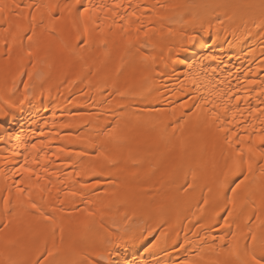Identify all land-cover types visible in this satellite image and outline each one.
<instances>
[{
    "label": "bare ground",
    "instance_id": "1",
    "mask_svg": "<svg viewBox=\"0 0 264 264\" xmlns=\"http://www.w3.org/2000/svg\"><path fill=\"white\" fill-rule=\"evenodd\" d=\"M5 2L0 264L259 258L264 0Z\"/></svg>",
    "mask_w": 264,
    "mask_h": 264
},
{
    "label": "snow or ice",
    "instance_id": "2",
    "mask_svg": "<svg viewBox=\"0 0 264 264\" xmlns=\"http://www.w3.org/2000/svg\"><path fill=\"white\" fill-rule=\"evenodd\" d=\"M118 6V5H117ZM19 5H16L14 3H6L5 0H0V13H3L6 8H18ZM87 11V9H85ZM261 143H264V137L259 138ZM35 147V145H33ZM239 187V185H238ZM35 207V205H33ZM48 219V217H46ZM253 241H256L255 235L252 237ZM259 251H260V256L257 258L255 252L251 253L249 259H250V264H264V240H261L259 242Z\"/></svg>",
    "mask_w": 264,
    "mask_h": 264
}]
</instances>
